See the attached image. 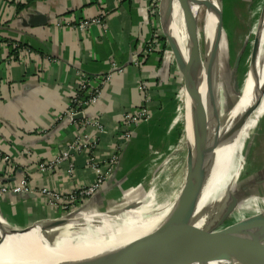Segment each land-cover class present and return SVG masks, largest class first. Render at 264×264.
Masks as SVG:
<instances>
[{"label":"crops","instance_id":"1","mask_svg":"<svg viewBox=\"0 0 264 264\" xmlns=\"http://www.w3.org/2000/svg\"><path fill=\"white\" fill-rule=\"evenodd\" d=\"M155 1L159 0H0V184L14 185L29 174L30 185L29 193L8 194L0 201L2 235L59 219L66 213L62 202L58 206L51 204L42 194L44 189L66 196L95 183L97 173L88 163L94 159L96 164L105 165L115 149L122 146V116L135 114L144 105V95L139 91L142 83L147 84L151 94V120L133 131L120 167L97 197L84 206L81 219L103 222L124 215L153 213L160 197L163 201L173 200L167 197L170 180L166 177L164 186L158 183L163 176L155 177L159 168L152 173L156 164L151 163L147 141L141 137L149 125L161 132L163 143L153 140L154 145L149 144L158 148L155 155L160 151L175 155L183 137L180 149L186 154V174V88L175 55L169 47L165 54H140L159 30L162 33L159 12L149 10ZM259 1H236V19L244 18L237 12L248 6L252 11ZM20 6H24L21 11ZM102 14H106L105 29L96 26L81 32L77 28L82 21ZM246 31L244 28L236 38L238 42ZM226 38L229 42L227 32ZM23 49H29L31 55L21 54ZM112 61L125 69L104 88L100 103L90 110L104 131L98 133L91 128L85 133L98 147L93 152L74 155L53 173L38 172L40 163L59 157L78 132L84 131L69 123L56 127L82 75L108 74ZM151 131L147 138L150 133L154 135ZM255 148L254 175L264 185V142ZM6 157L9 163L4 161ZM173 157L175 161L179 159ZM148 183L157 185L146 191ZM184 184L185 178L178 196ZM256 195L258 201H264L260 192ZM135 203L140 207L131 211L124 208Z\"/></svg>","mask_w":264,"mask_h":264},{"label":"bare ground","instance_id":"2","mask_svg":"<svg viewBox=\"0 0 264 264\" xmlns=\"http://www.w3.org/2000/svg\"><path fill=\"white\" fill-rule=\"evenodd\" d=\"M200 1L203 0H163L170 31L180 43L179 61L188 80L185 114L187 145L192 142L193 138L189 98L190 83L202 65L204 71L207 67L206 61L210 57L217 28L216 17L210 9H207L203 50L200 48V59H194L193 50L191 53V47L194 49V40L190 42L187 37L188 28H186L183 17H186V11L189 12V10L197 16L201 7L198 6ZM179 23L183 25H179V27ZM255 45L253 46L255 52L247 74L244 94L233 109L226 110L225 107L227 97L222 88L223 82L220 74L221 48L217 65L211 70L208 77L204 78L201 87L205 105L206 147L200 158V176L204 177L207 172L209 173L205 203L210 204L208 217L201 224L202 234L210 231L218 223V209L224 203L226 191L232 190L228 183L232 176H228L227 173L235 168L233 164L239 151L238 146L241 145L244 126L264 106V95H261L264 94V9ZM218 102L221 105L220 117L216 112ZM255 105H259V107L253 108ZM224 113H227L229 117L226 118L227 122L222 126L221 119ZM178 198L179 196L167 209L154 213L116 217L113 220L103 222L83 220L84 224L80 234H77L74 225L77 222L76 217V219L73 218L72 223L62 225L58 229L52 228L42 232L35 230L22 238L19 235L7 236V233H3L4 237L7 236V241L0 249V264H89L88 257L103 252L132 248L153 247L158 249L168 247L178 230L179 216L178 213H175L180 206V198ZM261 204L263 202H260L259 206L256 205L258 209L262 207ZM257 208L252 204L243 211L244 213H240V225L234 231V233L250 236V238L232 239L224 237L215 246H212L215 249L219 246L217 250H205L197 256L181 259L174 264H245L252 251L253 237L264 219V212L257 215ZM249 211H252L251 215L246 216ZM196 215L194 213L192 217L195 218ZM253 264H264V245Z\"/></svg>","mask_w":264,"mask_h":264},{"label":"water","instance_id":"3","mask_svg":"<svg viewBox=\"0 0 264 264\" xmlns=\"http://www.w3.org/2000/svg\"><path fill=\"white\" fill-rule=\"evenodd\" d=\"M188 1V0H187ZM160 10L159 16L161 21V28L164 36L167 38V45L171 48L172 53L175 55L177 66L181 72L185 88L187 86V74L182 68L179 61V52H180V43L178 39L172 35L170 31V25L168 24V18L164 12L163 0H160ZM198 6H205L207 9H210L214 16L217 19V28L216 35L214 38L213 45L211 47V53L209 59L206 61L205 71L204 66L200 68V70L193 76L192 81L190 83L189 90V98H190V110H191V118H192V127H193V138L192 142H190L187 147V172L185 174V184L179 195L180 198V206L177 208L175 213H178V230L174 234L171 239L170 245L168 247L155 249L153 247H145V248H132V249H122L115 252H103L96 256H90L89 264H174L177 261L197 256L201 254L205 250L212 249L213 251L217 250L219 246L215 249V244L220 242L222 238L228 237L232 239H240V238H250V236H245L242 234L234 233L240 225V223L228 224L233 214L239 209L242 204V200L244 198L239 199L237 196H231L230 202L228 204L220 205L218 209V223L214 228L210 231L202 234L203 228L201 224L206 221L209 211L210 204L206 200V188L208 187L207 180L209 173L207 172L204 177L200 176V158L204 154V149L206 147V131H205V121H204V112L205 105L202 98L201 87L203 84L204 78L208 77L211 70L217 65L219 53H220V45L222 36L225 33V8L223 0H205L200 1ZM189 10V9H188ZM172 12H169V14ZM168 14V16H169ZM262 17V15H261ZM183 18L185 21V25L187 29V37L189 41H193V47H191V53L193 50V58L198 60L201 56V49L199 40L196 39L195 33L199 31L200 23L197 16L194 12L186 11V17ZM261 21V18H260ZM190 32V33H189ZM257 37L255 36L253 45L256 44ZM248 41L241 43L238 54L235 58V70H238L242 57L247 49ZM256 46V45H255ZM252 53V58L250 60V64L253 59L254 51ZM249 64V68H250ZM248 68V69H249ZM230 77V76H229ZM231 86L234 88L236 94H240V86L236 82L234 76L231 74ZM264 95L263 93L261 94ZM259 105H255L253 108H257ZM252 108V109H253ZM218 115L220 117L219 110H217ZM76 119H81V116L76 117ZM133 140V139H132ZM130 141L123 150V153L120 157V162L116 169H118L121 165V160L123 161V157L130 147ZM113 177V176H112ZM111 177V179H112ZM111 179L99 190V192L111 181ZM243 195L249 194L248 187H242ZM98 192V193H99ZM98 193L90 199L93 201ZM178 198V199H179ZM177 202V201H176ZM85 203L82 207L78 208L76 211L72 213H67L62 215L59 219L53 221H47L45 223H39L34 226L28 227L26 229H22L19 231L6 232L8 235L20 236L22 238L25 235L31 234L33 231H47L49 229L70 224L73 221V218L76 219L75 229L77 234L81 233V229L83 228V212ZM140 207L139 203L132 204L130 206L124 207L127 211L135 210ZM196 213V217H192V215ZM81 215V216H79ZM76 217V218H75ZM6 236V237H7ZM6 237L0 234V249L5 245L7 241ZM264 245V219L261 221L256 235L253 237V243L251 245V253L248 259L245 261V264H253L254 260L262 250Z\"/></svg>","mask_w":264,"mask_h":264},{"label":"rangeland","instance_id":"4","mask_svg":"<svg viewBox=\"0 0 264 264\" xmlns=\"http://www.w3.org/2000/svg\"><path fill=\"white\" fill-rule=\"evenodd\" d=\"M236 1H239V0H223L224 8H225L224 25H225L226 32L228 34L229 42L227 41L226 34L224 33L222 36L221 45H220L221 61H222L220 74H221V79L223 82L222 88L224 90V94L227 97L226 103H225L226 110L233 109V107L238 103L241 96H243L244 94L245 82L247 79L248 71L250 69L249 64L251 60L253 46L255 45V44L253 45V42H254L255 36L257 37V31H258V27L260 23V18H261L263 9H264V0H261L257 4H255V7H253L254 9L252 11L248 10L250 7L248 6L247 9L243 8L241 12H237L238 16H240V13H241V15L244 17V18H240V20H237L236 11L234 10ZM159 4H161L160 0H159ZM206 11H207V8L205 6H201L197 14V18L199 20L201 28L196 34H197V39L199 40L200 48L202 50L204 46V24H205ZM244 24H245V27H244ZM179 25L182 26L183 24L179 23L178 26ZM244 28H246L247 30L244 33L245 36L241 39V42H238L236 38L240 34H242V30L244 31ZM246 41H248L247 49L244 53V56L242 57L238 70H235L234 68L235 58L240 49L239 45L241 46V43H244ZM231 74L234 76L236 82L238 83V86H240L239 95L235 93L234 88H232L231 86V82H230ZM217 108L218 110H220L221 108L220 102L217 103L216 109ZM226 115L227 113H224L221 119L222 126L227 122V119L229 117L228 115L227 116ZM149 127L144 128V130L141 133L142 134L141 137H143L142 141L144 140L147 141L148 156H150L151 163L153 165L156 164V166L155 165L153 166L152 173L155 172L154 170L156 168H159L158 173L156 172L155 177L163 176L164 179H160L158 183L163 184L164 186L167 184L165 183V178L167 177L170 180L169 186H168L169 196L167 197H171L173 199L171 202L169 200L163 201L161 200L163 198L160 197L161 202H159V207L155 208V211H154V212H158V211H161L163 209H167L168 207H170L172 203L178 197L177 194L180 191V188L182 184L184 183V178H185L184 156L186 154L184 153L183 150L180 149V145H182L181 141L183 139V137H181L178 142L179 148L178 150H176L177 153L175 155H172L169 153L164 155L161 151L160 153L155 155V152L157 151L155 149H158V148H151L149 146L151 145L150 143H152L153 140H155L157 143L158 141H161L160 140L161 138H159L161 132L159 133V131H157L155 128H151L150 125ZM149 130H152L151 132H154V135H151L150 133V138H147L146 136L148 135ZM182 131H184V128L182 129ZM241 136H242L241 145L238 146L239 151L237 153L236 161H234V164H233L235 168L233 169V171L229 170L227 173L228 176L230 175L232 176L231 181L229 180L228 183H229V186H231L232 190L235 192H233L232 190L226 191L225 194L227 195L224 196L225 199H224L223 204H228L230 202V197L231 196L235 197L236 193L239 199L243 198V196L244 198L243 200L241 199L243 201L241 206L233 214L228 224L239 223L241 221L239 214L244 213L243 211H245L247 207L251 206L252 204L256 208L257 206H259L260 201H258L257 197H255L257 196L256 194H259L260 192L264 197V185L260 184L262 180L256 178L257 175H254L255 171L253 170V163L257 160L256 159L257 153H256L255 147L262 146L264 142V106L258 111L257 115H255L254 117L248 120V122L244 126L243 133ZM163 141L164 140L162 139L161 142L163 143ZM184 141L186 143L185 137H184ZM179 149L181 151H179ZM173 156L179 157V159L175 161ZM256 172L262 173L261 171L257 169H256ZM155 185L157 184L149 185L148 183V185L145 187L146 191L153 188V186ZM243 186L248 187V193H249L248 195L247 194L243 195V191H242ZM261 205L262 207H259V209L257 208L258 209L256 212L257 215H260L261 213L264 212V203ZM251 213L252 211L247 212L246 216H250ZM124 216L128 217L126 215Z\"/></svg>","mask_w":264,"mask_h":264},{"label":"built area","instance_id":"5","mask_svg":"<svg viewBox=\"0 0 264 264\" xmlns=\"http://www.w3.org/2000/svg\"><path fill=\"white\" fill-rule=\"evenodd\" d=\"M150 12H159V1H155L154 4L149 6ZM106 14H102L95 19H89L79 23L77 28L81 32H86L92 27H101L105 29ZM161 30L155 35L154 41L152 43L146 44L145 49H143L140 54L150 55L154 52H159L161 44L158 40ZM29 49H23L21 54L31 55ZM134 62V61H133ZM135 65H139V59L136 60ZM125 67H121L115 61L111 63V71L108 74L102 75L100 77H90L83 74L79 86L75 89L74 95L71 99V104L68 109L59 116L57 126H62V124H73L75 127L84 129L83 132L76 135L75 139L69 143L61 153L59 157L51 161H45L38 165L37 170L40 173H53L55 170L67 162L74 155L82 152H93L96 147H98L97 142L93 141L89 135H86L88 129H96L98 133H103L104 129L101 125L99 119H97L90 110L97 106L103 95L104 88L112 82L113 78L118 74L122 73ZM140 93L144 95V105L137 111V113H127L122 116V123L124 127V132L122 136V146L115 149L114 154L105 162V165L96 164L94 159L89 161V165L97 173V179L93 185L87 188H81L77 191H73L66 196L59 195L58 193H51L47 190H43L42 194L45 195L51 202L52 205L58 206L61 202L64 204L63 210L67 213H72L78 208L82 207L83 204L87 203L92 199L99 190L111 179L113 176L119 162L120 157L123 153L126 145L132 141L134 136V130L138 127L147 124L151 120V111L149 105L151 104V94L146 83H142L139 87ZM81 116V119H76V117ZM50 133H47L49 135ZM4 161L9 163L10 158H4ZM72 166H70L69 173L72 174ZM29 174L25 175L19 182L14 185L0 184V201L8 194H25L29 193Z\"/></svg>","mask_w":264,"mask_h":264},{"label":"trees","instance_id":"6","mask_svg":"<svg viewBox=\"0 0 264 264\" xmlns=\"http://www.w3.org/2000/svg\"><path fill=\"white\" fill-rule=\"evenodd\" d=\"M23 9H24V6H22V7L20 6V11L23 10ZM159 35L160 36H159L158 40H159V42L161 44L160 52H161V54H165V51H167V49H168V45L166 43L167 42V38L164 36L163 32L160 33ZM170 66H173V64L171 63ZM176 70H177V68H176ZM168 76H171L170 72H168ZM123 132H124V127H123Z\"/></svg>","mask_w":264,"mask_h":264}]
</instances>
